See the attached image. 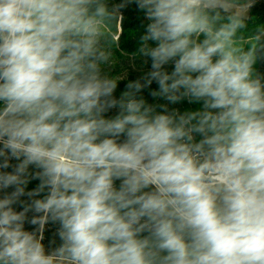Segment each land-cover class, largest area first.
<instances>
[{
	"label": "clouds",
	"instance_id": "obj_1",
	"mask_svg": "<svg viewBox=\"0 0 264 264\" xmlns=\"http://www.w3.org/2000/svg\"><path fill=\"white\" fill-rule=\"evenodd\" d=\"M131 2L151 70L117 98L100 25ZM109 3L0 0V264H264V28L245 48L231 0Z\"/></svg>",
	"mask_w": 264,
	"mask_h": 264
},
{
	"label": "trees",
	"instance_id": "obj_2",
	"mask_svg": "<svg viewBox=\"0 0 264 264\" xmlns=\"http://www.w3.org/2000/svg\"><path fill=\"white\" fill-rule=\"evenodd\" d=\"M124 0H110L109 7L111 8L114 4L123 3ZM122 15L121 19H114L107 24L101 23L102 30L106 35L107 43L111 52L115 55L122 56L124 54H137L141 46V36L145 34L146 26L149 21L146 18L145 11L139 9L135 2L127 3L126 7L120 9ZM119 15V14H118ZM246 22V28L237 32L236 40L237 44L242 47L248 46V40L253 34L261 28H264V0H255L254 4L249 7L247 16H243ZM258 71L264 74V61L258 62ZM144 75L129 72L122 76H113L118 79V86L114 95L119 98L120 94L125 90V85L129 81H135L143 77ZM153 90H158V85L156 82L149 88H145L140 95H142L148 103L151 104H165L163 99L153 98L150 93ZM183 111L185 110H195L201 107L200 104H189L187 100L182 101ZM159 110V109H158ZM118 109L111 110L107 115L109 117L115 116ZM16 163V161H12ZM9 168L7 171H11ZM118 183V182H117ZM37 181H32L28 185V190L35 188ZM7 191H12L8 189ZM2 195V194H0ZM22 199L27 200V197H22ZM17 210H21L20 206H16ZM32 213H29L31 217ZM57 224L49 223L45 226L44 240L42 243L45 245L46 249H52L57 247L61 241L57 235ZM25 229L32 231L34 226L30 224H25Z\"/></svg>",
	"mask_w": 264,
	"mask_h": 264
},
{
	"label": "rangeland",
	"instance_id": "obj_3",
	"mask_svg": "<svg viewBox=\"0 0 264 264\" xmlns=\"http://www.w3.org/2000/svg\"><path fill=\"white\" fill-rule=\"evenodd\" d=\"M231 3L233 4V7L230 9L231 12H239L242 16H247L250 0H231ZM100 30V47L102 50L110 53V63L104 69L110 76H122L129 72L145 75L151 70L150 59L142 57L139 52L137 54H124L122 56L113 54L108 46L106 35L101 25ZM150 44H153V42H150ZM146 60L147 63L145 62ZM166 68L171 72L173 65H167ZM164 103L168 102L164 100ZM169 108H178L183 112L182 102L175 105L169 104Z\"/></svg>",
	"mask_w": 264,
	"mask_h": 264
}]
</instances>
